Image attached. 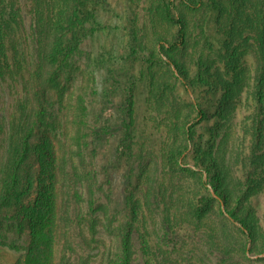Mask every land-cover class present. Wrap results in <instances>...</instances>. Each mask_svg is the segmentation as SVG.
Returning a JSON list of instances; mask_svg holds the SVG:
<instances>
[{
	"label": "rangeland",
	"instance_id": "rangeland-1",
	"mask_svg": "<svg viewBox=\"0 0 264 264\" xmlns=\"http://www.w3.org/2000/svg\"><path fill=\"white\" fill-rule=\"evenodd\" d=\"M35 1L43 0H7L4 12L9 19L16 16L8 40L16 72H0L4 126L0 203L8 163L18 147L13 138L16 128L33 114L29 76L34 69ZM82 1V37L49 108L51 120L59 117L49 130L60 162L57 264H120L123 239L132 222L131 264H264V139L262 152L253 156L250 117L255 106L249 105L244 94L231 120L237 130L228 138L227 154L217 147L212 152L203 149L210 140L219 94L189 91L177 66L168 60L170 55L183 64L191 80L199 77L206 82L207 64L221 63L226 52L227 36L216 25L218 7L236 0L203 4L172 0L187 22L186 44L176 50L169 48L177 27L165 17L168 0ZM43 7L38 2L37 10ZM249 35L253 37L244 58L254 76L256 29H248ZM131 87L135 92L134 149L120 157L122 118ZM198 97L208 108L206 118L195 119ZM228 127L229 123L221 131L219 144ZM94 128L109 130V137L98 138L91 133ZM32 141L38 142V137ZM201 155L223 165L225 171L219 169L217 179L228 189L227 203L217 197ZM31 160L36 164L35 156ZM34 171L40 173L39 164ZM39 182L38 177L34 191ZM27 206L0 204V264H17L27 256L31 235ZM133 206L138 213L132 212ZM240 216L253 223L251 238L249 230L237 222ZM168 225L170 233H166Z\"/></svg>",
	"mask_w": 264,
	"mask_h": 264
},
{
	"label": "trees",
	"instance_id": "trees-1",
	"mask_svg": "<svg viewBox=\"0 0 264 264\" xmlns=\"http://www.w3.org/2000/svg\"><path fill=\"white\" fill-rule=\"evenodd\" d=\"M205 0H199L203 4ZM44 3L43 9L37 10V4ZM193 5L198 8L200 3ZM220 2V1H219ZM7 0H0V72L7 74L16 72L15 58L8 53V40L14 30V20L5 17ZM35 12L32 21V39L34 54V69L29 76V92L34 100L33 114L28 117L25 124L16 128L13 150L7 169V180L4 184L2 206L14 203L28 204L27 218L31 227L30 244L27 256L23 262L17 264H57V203L59 157L56 145L49 132L51 127L59 121L58 115L49 110L54 105V93L63 85L64 72L69 67L68 60L77 48L82 37V24L85 18L82 0H43L34 2ZM201 6V5H200ZM11 17V15H10ZM165 17L177 27V33L170 50H176L186 44L187 22L177 9L175 2L168 0L165 4ZM216 25L226 35L224 45L226 52L221 54V63H208L206 82L203 79L196 81L190 79L189 70L168 55L170 64L177 66L189 91L204 90L211 94H219L213 106L214 125L210 128V140L206 148L198 143V147L212 152L216 147L222 154H227L229 136L236 134V127L231 120L236 116L243 103V95L249 105H254L255 115L252 120L253 156L262 152L264 139V0H236L230 3H220L216 16ZM256 29L257 35V69L254 76L245 61V50L253 35L246 36L247 30ZM230 55L229 59H225ZM134 89L130 88L123 112L121 146L118 156L133 152L135 142V97ZM197 116L195 119L206 118L208 108L203 98L198 97L194 103ZM32 118L31 122L30 119ZM247 118V116H246ZM35 120V121H34ZM77 123L79 121L76 120ZM188 122V121H187ZM185 123V125L187 124ZM225 139L218 143L221 131L227 126ZM188 130H186V133ZM4 133V126L0 122V138ZM98 138L109 137V130L94 128L91 132ZM191 132L187 133L190 138ZM38 142H33L34 137ZM226 141V142H225ZM208 146V148H207ZM225 152V153H224ZM182 155V154H180ZM35 156L36 164L31 160ZM201 162L208 166L211 174V183L215 188L217 197L222 204L227 203V188H223L217 179L219 169L225 171L223 165H216L204 155ZM40 165V173L34 171ZM37 174V175H36ZM7 176V175H6ZM40 178L39 188L35 189ZM257 178V177H256ZM26 184V189L23 187ZM129 198V196H127ZM133 213H138V207L133 206ZM235 218V217H234ZM238 223L244 230H249V238L255 234L253 223L247 217H238ZM132 224L127 229L123 239L124 259L120 264H131L132 250ZM170 225L166 233H170Z\"/></svg>",
	"mask_w": 264,
	"mask_h": 264
}]
</instances>
